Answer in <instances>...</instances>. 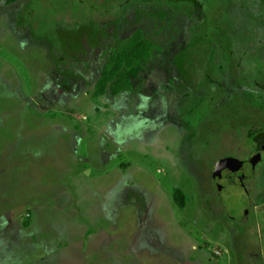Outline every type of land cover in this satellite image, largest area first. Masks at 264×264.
Returning a JSON list of instances; mask_svg holds the SVG:
<instances>
[{
  "label": "rangeland",
  "instance_id": "1",
  "mask_svg": "<svg viewBox=\"0 0 264 264\" xmlns=\"http://www.w3.org/2000/svg\"><path fill=\"white\" fill-rule=\"evenodd\" d=\"M74 2L0 0V264H259L264 153L251 178L216 165L264 132L233 69L264 84V23L212 22V0ZM137 29L159 50L95 96Z\"/></svg>",
  "mask_w": 264,
  "mask_h": 264
},
{
  "label": "trees",
  "instance_id": "2",
  "mask_svg": "<svg viewBox=\"0 0 264 264\" xmlns=\"http://www.w3.org/2000/svg\"><path fill=\"white\" fill-rule=\"evenodd\" d=\"M46 1L51 3V1L54 2L55 0ZM210 1L211 0H208V2ZM68 2H71V5L75 3L74 0H65V4ZM236 3L237 0H212V4L210 6L216 8V14L220 13L221 16L220 18H217V20L212 22H236V24L243 23L245 25L244 27H248L251 24L255 25L256 23H264V0H243L242 2L238 1L237 4L242 10L240 12V22L238 21V19H236L232 12V8L236 5ZM68 6L70 7V5ZM220 6L223 7V9H218V7ZM210 33L213 34L214 32L210 31ZM216 35L222 37V46L227 49L228 41L231 39V35L234 34L232 33L229 35V33L227 32L222 33L221 30L218 29V33ZM245 36L247 35H244L243 37ZM216 42L218 44L217 40ZM158 50L159 47L157 46V44L146 35L143 29L135 30L126 41H122L108 52V62L104 65L100 77L96 82L94 95L102 96L109 92L113 95H117L120 92L128 90V73L133 70L142 68L146 64H148L151 58L154 56L155 52H157ZM227 53H231L230 55L233 54V51L230 50V47L227 49ZM235 67L233 69H238L237 74L239 75L241 80H245L244 82L248 83L253 88L252 90H246L244 92L245 97L254 104L259 103V106L264 109V84L262 83V80L259 79L250 81L248 75L247 78H244V76L239 73V61L236 63L235 60ZM259 87H261L262 89H256ZM258 131L259 130L257 129H250L248 133L251 135ZM256 135L257 136L254 137L256 138V140L261 141L264 139V132H260ZM174 200L179 206L185 208L188 199L183 190L176 188L174 191Z\"/></svg>",
  "mask_w": 264,
  "mask_h": 264
},
{
  "label": "flooded vegetation",
  "instance_id": "3",
  "mask_svg": "<svg viewBox=\"0 0 264 264\" xmlns=\"http://www.w3.org/2000/svg\"><path fill=\"white\" fill-rule=\"evenodd\" d=\"M257 135L255 134L253 137H256ZM252 145V151H250V155H248L247 157L243 158V159H238L240 161H248L249 163L245 166H243V168L241 167H231L232 170V175H238L239 179H241V177H246V176H250L253 177L255 176V174L257 173L259 164L262 162V155L264 153V139L261 141L256 140V138H254V145ZM246 153H248V151H245ZM221 167L219 168L220 171ZM235 169H238L239 172H234ZM220 173V172H219Z\"/></svg>",
  "mask_w": 264,
  "mask_h": 264
},
{
  "label": "water",
  "instance_id": "4",
  "mask_svg": "<svg viewBox=\"0 0 264 264\" xmlns=\"http://www.w3.org/2000/svg\"><path fill=\"white\" fill-rule=\"evenodd\" d=\"M248 163H249L248 161H240V160H238L236 158L230 157V158L222 159L220 161V163H218L216 165V168H217V170H219V168L221 166H223V165H229L231 167H241V168H243V166L247 165Z\"/></svg>",
  "mask_w": 264,
  "mask_h": 264
},
{
  "label": "crops",
  "instance_id": "5",
  "mask_svg": "<svg viewBox=\"0 0 264 264\" xmlns=\"http://www.w3.org/2000/svg\"><path fill=\"white\" fill-rule=\"evenodd\" d=\"M261 257L259 258V264H264V252H261ZM192 264H197V263H192Z\"/></svg>",
  "mask_w": 264,
  "mask_h": 264
}]
</instances>
